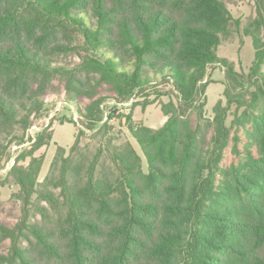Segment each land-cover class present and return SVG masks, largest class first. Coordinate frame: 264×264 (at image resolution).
<instances>
[{"label":"trees","instance_id":"trees-1","mask_svg":"<svg viewBox=\"0 0 264 264\" xmlns=\"http://www.w3.org/2000/svg\"><path fill=\"white\" fill-rule=\"evenodd\" d=\"M254 1L243 22L227 0H0V157L58 101L57 80L97 141L82 148L79 130L70 151L59 145L43 182L36 152L54 132L18 158L20 214L0 215V264H264V0ZM233 31L252 37L249 73L217 53ZM73 54V66L56 59ZM214 64L226 102L208 116ZM159 81L173 87L165 123L127 119L145 171L131 141L108 136L101 106Z\"/></svg>","mask_w":264,"mask_h":264},{"label":"rangeland","instance_id":"rangeland-1","mask_svg":"<svg viewBox=\"0 0 264 264\" xmlns=\"http://www.w3.org/2000/svg\"><path fill=\"white\" fill-rule=\"evenodd\" d=\"M227 1L233 16L242 18L243 22H245L250 15H255L254 0ZM217 53L220 57L228 59L236 70L249 73L255 57L252 37L241 36L239 33L234 34L233 31V35L224 40L218 47ZM56 59L59 63L69 66H73L80 60L77 54L59 56ZM207 79L209 82L206 90V114L212 116L213 108L217 101L223 99L224 102H226L224 96L226 82L225 68L220 64L211 65L208 68ZM55 83L57 86L56 92L59 96L58 101H51L44 107L43 115L36 119L35 123L29 127L25 140L22 141L23 143H14L9 149V155L0 157V215L2 218L5 217L9 222H15L17 216L20 214L19 207L12 199L19 187L9 174V171L18 158H20L24 152L30 150L33 142L40 135H48L54 132L51 142L36 152L37 155L45 156L43 167L39 175L40 182H43L49 173L58 146H64L67 151H70L79 130L85 131L80 142L82 148L89 147L93 149L95 145H97V141L93 139L95 131L88 129L86 124L84 125L76 110V106L71 105V102L67 101L64 83L60 80H57ZM171 92H173L171 84L159 81L156 84L148 85L145 89L137 91L128 101L117 102L113 99H109L101 106L104 110V119L109 121L112 126L108 136L118 145H122L126 141H131L142 156L143 169L145 171H149L150 169L148 160L139 142L129 131L127 119L131 116L134 121L143 122L153 128L161 127L168 118L162 111V102L169 100ZM172 98L176 100L174 94ZM86 100L87 99L84 98V100L80 99L78 102L82 105V102ZM232 119L233 116L230 115L228 124L231 123ZM65 120L66 122L62 124L61 122ZM68 121H74V123ZM241 133L243 140L246 141V135L242 131ZM232 144L233 143H231L225 151L222 162L225 166L231 164L235 159L232 152ZM243 145L244 143H241V147H243ZM254 151H256L255 148ZM29 160L30 159L26 161L21 160L20 162L28 163Z\"/></svg>","mask_w":264,"mask_h":264}]
</instances>
